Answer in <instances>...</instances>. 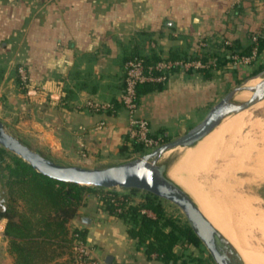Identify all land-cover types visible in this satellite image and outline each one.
Here are the masks:
<instances>
[{
    "label": "crops",
    "instance_id": "obj_1",
    "mask_svg": "<svg viewBox=\"0 0 264 264\" xmlns=\"http://www.w3.org/2000/svg\"><path fill=\"white\" fill-rule=\"evenodd\" d=\"M259 31L264 0H0V111L9 103L21 116L25 112L27 129L41 145L34 149L59 163L117 164L141 155L133 150L120 99L129 57L191 59L207 53L215 61L230 57L226 43L248 45ZM249 64L229 59L208 72L176 69L166 83L139 96L137 114L149 121L152 134L173 139L264 65V51ZM19 66L27 71L25 85ZM4 173L0 167V264H17L8 218L1 214L8 202ZM67 226L69 234L86 229L101 264H160L95 192ZM37 264L72 263L65 252Z\"/></svg>",
    "mask_w": 264,
    "mask_h": 264
},
{
    "label": "trees",
    "instance_id": "obj_2",
    "mask_svg": "<svg viewBox=\"0 0 264 264\" xmlns=\"http://www.w3.org/2000/svg\"><path fill=\"white\" fill-rule=\"evenodd\" d=\"M256 34L257 32L251 34V42L248 45H240L238 42L226 43L225 46L231 50L230 57L218 56L212 61L211 54L199 53L191 59H200L206 63L207 66L199 70L208 72L209 69L232 59L233 54L250 55L254 49L257 53L263 52L264 33ZM255 35L257 38L253 40ZM134 56L142 57L147 63L164 59L141 54L131 57ZM168 59L186 60L187 58L174 56ZM260 67L264 65L258 68ZM161 84L149 82L139 84L138 101L143 92ZM142 148L140 143L133 142V150ZM7 156L11 157V162H6ZM0 167L5 172L4 177L7 176L5 186L8 193V202L1 214L8 218L6 234L10 237V247L16 254L17 264H37L65 252H68L72 263L73 242L76 239L86 242V229L75 228L69 234L67 223L79 213L87 193L98 192L104 188L65 182L40 173L28 162L1 145ZM140 190L130 188V193H138ZM143 191L144 199L138 204L131 203L128 195L121 196L114 190L103 192L101 198L104 208L109 213L128 223L129 235L137 240L148 257L156 253L157 259L164 260L167 264H185L184 261L177 262L175 246L179 242L183 244L189 242L197 246L201 244V240L188 222L181 223L166 213L161 197ZM19 201L21 204L18 203ZM145 209L155 215H150Z\"/></svg>",
    "mask_w": 264,
    "mask_h": 264
},
{
    "label": "water",
    "instance_id": "obj_3",
    "mask_svg": "<svg viewBox=\"0 0 264 264\" xmlns=\"http://www.w3.org/2000/svg\"><path fill=\"white\" fill-rule=\"evenodd\" d=\"M256 77L263 86L248 85ZM245 90L253 94L245 100L237 95ZM264 99V68L231 87L215 103L205 117L181 135L164 140L149 152L129 160L103 167H86L59 163L34 149L7 130L0 119V145L21 157L38 172L52 178L102 188H138L176 204L186 215L187 222L199 237L216 264H246L239 251L205 216L191 196L167 175V165L161 155L177 146H192L210 133L228 115L238 113Z\"/></svg>",
    "mask_w": 264,
    "mask_h": 264
},
{
    "label": "bare ground",
    "instance_id": "obj_4",
    "mask_svg": "<svg viewBox=\"0 0 264 264\" xmlns=\"http://www.w3.org/2000/svg\"><path fill=\"white\" fill-rule=\"evenodd\" d=\"M248 85L257 88L263 86L260 77L251 79ZM252 94V91L245 90L240 92L237 98L245 100ZM253 109L264 111V99L238 113L228 115L196 144L186 146L189 148L180 157L178 166H172L169 172L167 171V175L191 196L205 216L231 241L246 264H264V248L256 245V237L254 235L252 237L251 233L254 232L257 238L264 240V208L258 205L255 196L235 192L239 182L227 180L232 174L227 165H215L218 166L216 169L210 158L212 154L209 156L213 146L221 142L226 133H230L233 137L231 138L229 134L230 138L225 136L222 142L226 145L223 147H227L220 152L222 157L226 158L230 153L229 150L233 151L231 155H234L240 146H249L251 148L249 150L255 155L248 161L252 159L255 164H261L264 173V132L263 135L255 134L253 138L249 137V134H243L245 127L259 124V120L252 116ZM170 150L165 151L161 157ZM211 176L214 178H210ZM225 203L239 210L240 217L236 216L231 221L224 212ZM221 206L225 207H222L225 209H222V212ZM232 212L233 210L230 211Z\"/></svg>",
    "mask_w": 264,
    "mask_h": 264
},
{
    "label": "rangeland",
    "instance_id": "obj_5",
    "mask_svg": "<svg viewBox=\"0 0 264 264\" xmlns=\"http://www.w3.org/2000/svg\"><path fill=\"white\" fill-rule=\"evenodd\" d=\"M250 65V64H249ZM254 64L250 65V67L254 68ZM264 67H260L258 68L256 71L250 73L251 71H248L250 74H245L248 76L257 73L259 71H261ZM244 75V76H245ZM246 78V76L244 77ZM244 78H242L240 81H242ZM239 81V82H240ZM20 112H16L9 103H7V105H5V107H3V110L0 111V117L3 118L4 120V124L7 128V130H9L10 132H14V134H17V136L19 138H21L22 140H25L27 142H29L30 146H33V148L36 147H40V143L34 138V135L32 133L29 132V130L27 129V116L26 113L23 112V116L20 115ZM252 116L256 119L259 120V124H257L254 127L248 126L245 127L243 130V134H249V137H254L256 135H263L264 132V111H262L261 109H253L252 111ZM206 114L204 113H200L199 116L201 117V120L205 117ZM257 131V132H256ZM226 133L224 135V137H228V138H232L233 134H229ZM256 134V135H255ZM232 135V136H231ZM224 137L222 140H220L221 142H219L218 144H216L215 146H213V148L209 151V156L211 158V160H213V167H215V165L218 166H222L224 164L227 165V167L229 168V170L232 172L231 175H229L227 177L228 181H234L236 180L238 183V186L235 190V192H239L242 194H249L252 195L253 197L255 196L256 199H258V205L264 208V173H263V166L261 164H255V162H251L248 161L250 158H252L255 154H253V151L249 150L251 149L249 146H240V149L235 151L234 155H231V152L229 150V155L226 158H223L222 155L220 154V152L224 151L225 148L227 147H223L226 145L222 143L224 140ZM165 138H169L168 136H165ZM227 139V138H226ZM226 141V140H225ZM189 147L186 146H177L174 148H171V150L167 153H165V155H163L161 157V159L159 160L160 163H165L167 165V171L169 172L170 168L172 166L176 167L178 166V161L180 159V157L182 156V154L186 151V149ZM152 148L151 147H143L141 150H139L140 154L146 153L151 151ZM251 152V153H250ZM137 153H133L132 155H136ZM139 155V154H137ZM248 161V162H246ZM6 162H11V157L7 156L6 157ZM250 163V164H249ZM218 166H216L215 168L217 169ZM169 168V169H168ZM210 178H214V176H211ZM116 191L118 192L121 196L122 195H128L131 199V203L134 204H138L140 203L143 199H144V191L140 190L138 193H134L131 194L130 193V189L129 188H122V187H116V188H104L103 190H100L98 192H95L96 197H98V202L103 206V200L101 198L103 192H109V191ZM210 191V190H209ZM208 192V191H207ZM211 193V191H210ZM90 193H87V195H89ZM85 196V197H86ZM162 201V205L166 211V213L168 215H171L175 220L180 221L181 223H186L187 222V218L186 215L184 214V212L173 202L167 200V199H161ZM226 207V210L223 209ZM224 206H221V212L223 210H225L224 212L226 213L227 217L230 218V220L232 221L234 218H236V216H239V210H236L233 206H230L229 204L225 203ZM230 206V207H229ZM223 207V208H222ZM223 209V210H222ZM235 209V210H234ZM146 210V209H145ZM232 213H230V211H232ZM147 213H149L150 215H155L152 211L150 210H146ZM235 211V212H234ZM238 211V212H237ZM225 213H223L225 215ZM235 213V215L233 216V214ZM230 214L231 217H230ZM238 214V215H237ZM240 217V216H239ZM252 233V237L254 235V237H256V245L264 248V240L262 241V239L260 240L259 238H257V235L254 234V232ZM250 233V234H251ZM175 252L178 255L177 256V262L180 263L181 261H184L185 264H216L215 261L213 260V258L211 257L209 251L206 249V247L204 246V244L201 242L200 245L195 246L192 243L189 242H179L176 246H175ZM152 260H156L158 263L160 264H167L166 261L161 260V259H157V258H153V257H148Z\"/></svg>",
    "mask_w": 264,
    "mask_h": 264
},
{
    "label": "built area",
    "instance_id": "obj_6",
    "mask_svg": "<svg viewBox=\"0 0 264 264\" xmlns=\"http://www.w3.org/2000/svg\"><path fill=\"white\" fill-rule=\"evenodd\" d=\"M263 33L264 31H259L256 35ZM256 35L253 36V40H256ZM257 55L258 53L254 49L250 55L240 56L233 54L232 59L236 64H249L256 59ZM206 66L207 64L200 59H161L154 63H147L145 59L139 56L127 59L124 63L123 90L120 99L128 114V135L130 140L140 143L143 147H151L152 149L164 141L162 137L154 136L151 133L149 121L137 114V87L139 84L147 82L164 84L176 68L198 73L200 68ZM18 72L21 82L25 85L28 81L26 69L23 66H19ZM151 256L157 258L156 253H152ZM71 257L72 264H101L95 256L93 248L87 242L79 239L73 242Z\"/></svg>",
    "mask_w": 264,
    "mask_h": 264
}]
</instances>
